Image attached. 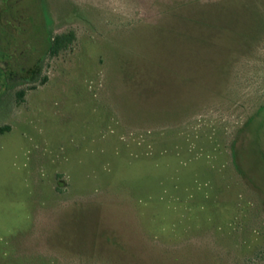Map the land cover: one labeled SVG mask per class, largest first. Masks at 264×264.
I'll return each instance as SVG.
<instances>
[{
  "label": "rangeland",
  "instance_id": "obj_1",
  "mask_svg": "<svg viewBox=\"0 0 264 264\" xmlns=\"http://www.w3.org/2000/svg\"><path fill=\"white\" fill-rule=\"evenodd\" d=\"M0 74V264H264V0H0Z\"/></svg>",
  "mask_w": 264,
  "mask_h": 264
},
{
  "label": "trees",
  "instance_id": "obj_2",
  "mask_svg": "<svg viewBox=\"0 0 264 264\" xmlns=\"http://www.w3.org/2000/svg\"><path fill=\"white\" fill-rule=\"evenodd\" d=\"M75 41V34L73 31H67V32H62V33H58V34H55V35H51L49 32H48V44H47V48H46V53H45V56L44 58H56V57H59L60 55L64 54V53H67L69 52L70 50H72V46H73V43ZM44 58L41 60L43 61ZM40 61V62H41ZM41 63H40V66L38 67V69H32V70H28V76L29 77V80L30 82H33L37 75L39 73H36V71H39V68L41 67ZM24 70V69H23ZM36 70V71H34ZM2 71H5L7 72L5 75L3 74H0V78H2V75L3 76H6V81L7 79L11 80L16 72L10 70V67H6L4 68ZM27 72V71H25ZM5 81V83H6ZM45 78H43L40 82H39V85H43L45 84ZM37 86V84H32L30 86H28V89L29 90H33L35 89ZM9 89H12L11 86L9 85L7 87V90ZM24 94H25V91L24 90H20V91H17L15 92V97L17 99L18 102H21L23 100V97H24Z\"/></svg>",
  "mask_w": 264,
  "mask_h": 264
},
{
  "label": "flooded vegetation",
  "instance_id": "obj_3",
  "mask_svg": "<svg viewBox=\"0 0 264 264\" xmlns=\"http://www.w3.org/2000/svg\"><path fill=\"white\" fill-rule=\"evenodd\" d=\"M7 73V72H6Z\"/></svg>",
  "mask_w": 264,
  "mask_h": 264
}]
</instances>
